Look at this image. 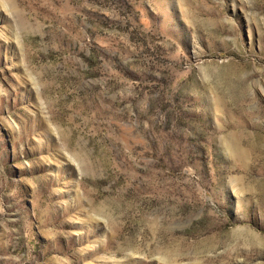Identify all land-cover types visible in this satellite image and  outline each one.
Wrapping results in <instances>:
<instances>
[{"label": "rangeland", "instance_id": "rangeland-1", "mask_svg": "<svg viewBox=\"0 0 264 264\" xmlns=\"http://www.w3.org/2000/svg\"><path fill=\"white\" fill-rule=\"evenodd\" d=\"M0 264H264V0H0Z\"/></svg>", "mask_w": 264, "mask_h": 264}]
</instances>
